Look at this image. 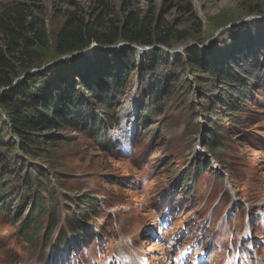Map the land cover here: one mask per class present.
Wrapping results in <instances>:
<instances>
[{
  "label": "trees",
  "instance_id": "16d2710c",
  "mask_svg": "<svg viewBox=\"0 0 264 264\" xmlns=\"http://www.w3.org/2000/svg\"><path fill=\"white\" fill-rule=\"evenodd\" d=\"M121 1L116 15L106 1L97 2L92 15H83L76 0H57L51 12L61 21L52 28L47 27L43 0L7 1L0 10V217L17 227L22 248L32 257L43 251L45 259L49 256L54 234L61 250L70 236L99 237L89 226L98 209L91 195L76 203L77 217L68 209L63 219L57 204L46 206L43 199L48 192L54 195L51 179L56 186L63 182L59 162L70 143L65 132L84 133L105 151L113 148L109 131L118 126L117 110L138 70L141 140L160 128L154 123L146 129L152 117L163 116L173 104L193 112L199 107L209 119L201 156L213 157L227 170L233 165L223 155L226 123L233 135L238 127L245 130L255 82L264 89V30L259 27L264 4H241L223 21L207 18L206 27L193 13L191 0H179L178 8L192 15V25L179 29L162 21L164 5L155 15L154 0L143 10L131 0ZM216 32L225 39L210 40ZM183 44V53L171 58L166 50ZM146 47L149 51L139 56L136 48ZM259 70L263 74L255 80ZM239 134L237 140L245 137ZM27 161L32 166L25 171ZM211 167L210 161H201L192 178L190 170L183 174L180 192ZM217 180L225 182L223 176ZM1 255L5 261H19L2 249Z\"/></svg>",
  "mask_w": 264,
  "mask_h": 264
},
{
  "label": "rangeland",
  "instance_id": "374dc122",
  "mask_svg": "<svg viewBox=\"0 0 264 264\" xmlns=\"http://www.w3.org/2000/svg\"><path fill=\"white\" fill-rule=\"evenodd\" d=\"M7 1L12 0H0V10ZM56 1L42 2L47 6L45 20L48 28L57 27L61 21L51 12ZM100 1H106L107 9L112 14L116 15L121 10V0H76V3L83 15H87ZM131 1L142 10L148 4V0ZM178 3L179 0H154L151 8L158 15L164 5L162 21L165 24L176 23L182 29L186 24L192 25V15H185L184 8L180 10ZM191 3L193 13L208 27L207 18H219L220 22L225 15L238 11L241 4L243 7L248 3L263 6L264 0H191ZM259 19L264 22V16ZM259 27L264 30V24ZM188 32L194 34L191 29ZM218 33L210 40L225 39V35L221 37ZM184 45L166 51L172 58L183 53ZM136 49L139 56L149 51L144 48L140 53L139 48ZM88 57H91L90 52ZM255 74L257 80L263 71L259 70ZM139 79L138 70L117 110L118 128L110 129L109 132L114 143L111 150L105 151L84 133L65 132L70 143L68 148H62L64 153L59 162L64 169L59 172V180L63 182L60 187L51 179L54 195L48 192L49 196L43 199L46 206L50 201L57 204L55 209L63 219L68 209L77 217L74 211L76 203L86 195H91L97 201L98 209L95 208L97 214L89 226L94 227L92 231L98 232L99 237L79 235V243L69 238L67 250L64 248L59 254L57 249L53 258L50 255L45 259L44 251L32 257L23 250L25 244L16 233L17 227L7 218L0 217V249L8 255L13 253L19 257V261L14 262L15 258L5 261L1 255L0 264H56V258L61 254L57 263L61 258V264H77L80 258L88 263L95 261L93 254L98 251L122 254L128 253L133 247H140L138 252L148 259L146 264H169L165 260L168 257L174 258V264H177L181 259L192 258L194 253L199 257L206 253V264H235L232 263L235 260L227 257L236 252L242 240L248 249L253 247L254 250V253L246 254L248 258L245 263L264 264V89L260 88L258 81L255 82L253 95L247 102L248 121L245 130L241 131L238 127L234 130L238 134L233 135L228 131L229 123H226L228 142L223 155L227 163H232V169L227 170V167L222 168L217 164L216 168L209 169V173L200 172V178L180 192L183 174L190 170L192 178V172L201 161L214 160L208 155L205 159L201 156L204 152V129L209 119L198 110L199 107L193 112L186 107L177 109L173 104L163 116H153L146 125V129L152 128L154 123L161 128L152 129L149 138L141 140L142 131L134 122V131L127 134L132 135L133 141L128 142L127 150L122 153L121 144L117 141L122 134L120 121L129 117L131 122L138 114L141 92ZM162 105L159 108L163 112L164 102ZM239 133H244L245 137L237 140ZM31 166L32 162L27 161L24 170H29ZM219 176L224 177V184L218 182ZM190 190H194V195L188 196ZM47 217L41 219L43 229ZM112 229H116L115 235L122 234L125 238L116 239L119 245L114 240V251H109ZM248 230H251L252 236L245 241ZM56 238L57 234H54L53 242ZM175 244L177 249L173 250ZM41 254L42 261L39 259ZM127 256L130 260L137 257L136 254ZM129 264L141 263L133 261Z\"/></svg>",
  "mask_w": 264,
  "mask_h": 264
},
{
  "label": "bare ground",
  "instance_id": "6f19581e",
  "mask_svg": "<svg viewBox=\"0 0 264 264\" xmlns=\"http://www.w3.org/2000/svg\"><path fill=\"white\" fill-rule=\"evenodd\" d=\"M122 113H123V112H122ZM124 116H125V115H124ZM128 118H129V117H127L126 119H128ZM130 132H131V131H130ZM123 133H124V132H123ZM123 133H122V134H123ZM120 138H121V137H120ZM128 142H129V140H127V137H126V138L124 137V139L121 138V144H125V145H127V144H129Z\"/></svg>",
  "mask_w": 264,
  "mask_h": 264
},
{
  "label": "water",
  "instance_id": "95a60500",
  "mask_svg": "<svg viewBox=\"0 0 264 264\" xmlns=\"http://www.w3.org/2000/svg\"><path fill=\"white\" fill-rule=\"evenodd\" d=\"M147 49H150V48H148V47H146ZM144 51V48H139V52L141 53V52H143Z\"/></svg>",
  "mask_w": 264,
  "mask_h": 264
}]
</instances>
